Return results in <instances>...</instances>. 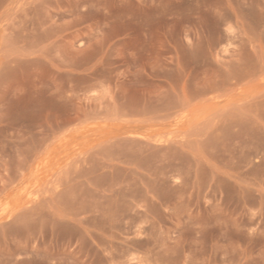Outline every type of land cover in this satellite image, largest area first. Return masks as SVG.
Instances as JSON below:
<instances>
[{
  "label": "rangeland",
  "instance_id": "374dc122",
  "mask_svg": "<svg viewBox=\"0 0 264 264\" xmlns=\"http://www.w3.org/2000/svg\"><path fill=\"white\" fill-rule=\"evenodd\" d=\"M0 264H264V0H0Z\"/></svg>",
  "mask_w": 264,
  "mask_h": 264
}]
</instances>
